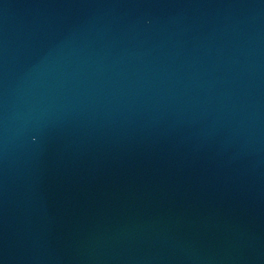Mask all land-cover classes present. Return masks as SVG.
<instances>
[{
	"label": "water",
	"instance_id": "obj_1",
	"mask_svg": "<svg viewBox=\"0 0 264 264\" xmlns=\"http://www.w3.org/2000/svg\"><path fill=\"white\" fill-rule=\"evenodd\" d=\"M0 264H264V0H0Z\"/></svg>",
	"mask_w": 264,
	"mask_h": 264
}]
</instances>
